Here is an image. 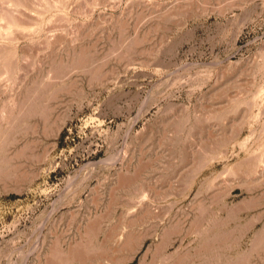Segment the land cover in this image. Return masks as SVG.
Wrapping results in <instances>:
<instances>
[{
	"label": "rangeland",
	"instance_id": "obj_1",
	"mask_svg": "<svg viewBox=\"0 0 264 264\" xmlns=\"http://www.w3.org/2000/svg\"><path fill=\"white\" fill-rule=\"evenodd\" d=\"M0 264H264V0H0Z\"/></svg>",
	"mask_w": 264,
	"mask_h": 264
}]
</instances>
